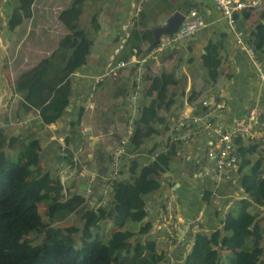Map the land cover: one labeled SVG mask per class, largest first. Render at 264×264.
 <instances>
[{"label":"crops","instance_id":"0c3cea01","mask_svg":"<svg viewBox=\"0 0 264 264\" xmlns=\"http://www.w3.org/2000/svg\"><path fill=\"white\" fill-rule=\"evenodd\" d=\"M46 1L45 3H49L51 0ZM71 1L58 0L56 6L50 5L52 6L49 7L50 10L42 12L41 21L32 32L34 36L37 33L46 34V31L49 32V37L53 33L57 36L58 32L54 26L60 29L62 25L57 18V13ZM1 4L2 0H0L2 10ZM261 5L262 3L256 7L246 8L248 14L245 18L239 17L236 20V28L243 32L253 27L260 20L258 13ZM186 7L194 8L197 13H200L204 18V25L191 37L180 41L159 55L145 58L141 63L137 102L141 100L146 103L154 93L140 95L150 82V79L146 80L144 75L153 77L163 72L172 74L176 80L175 83L167 85V95L171 99L170 105L167 109L162 107L158 109V115L164 116V121L155 122L154 126L158 133L150 138L142 139L135 150L130 151V146L127 144L126 153L119 161V172L121 171L119 176L127 177L129 175L126 171L128 158H136L140 166L150 161L156 152L166 149L165 138L169 137L178 142L168 169L161 174L160 187L145 196L146 215L143 220L150 219L151 226L142 237L152 238L155 241L156 250L164 254L163 259L157 264H181L192 242L194 232L197 230L208 232L219 228L224 212L229 208L235 211L233 207L235 201L246 196L238 184V177L239 172L249 169V164L238 169L240 162V156H238V163L234 168L227 172L215 171L213 133L210 129L202 128L199 123L193 124L190 121V117L198 113L201 106L206 105L207 108H211L215 121L227 130L232 129L236 120L244 118L249 108L253 106L257 108L258 116L253 120L252 135L243 140L248 143L259 141L256 151L248 153V158L250 162L254 158L261 161V176H264V134L259 135L264 131V89L256 76V66L245 51L237 46L234 31L228 27L212 1L82 0L78 23L90 33L91 44L85 62L69 74V102L64 112L54 122L42 127L37 124L29 126L35 137H39L41 141L40 156L42 166L45 168L52 164L60 148H72V153L80 167L76 169L66 164L60 165L58 172L63 185L62 190L63 193H78L84 201L81 206H77L56 221V224L77 228L80 225V208L84 204L89 207L94 206L100 195L104 178L109 171L107 160L111 149L117 144L119 138L124 136L127 141L132 122L138 114L137 112L129 120L127 95L131 92L135 74V63L130 60L133 56L140 58L150 42L141 40L138 43L123 45V41L130 30L137 32L153 30L173 11L182 12ZM2 12L5 19L0 24V33L5 31L8 35L23 20L14 28L7 29L5 21L8 14H5L3 10ZM30 16L31 13L25 19ZM53 17H56V20ZM94 23L96 26L93 28ZM63 26L64 31L61 36L67 32ZM59 38L50 49L38 48L36 58L30 65L48 54L56 46ZM46 40V38H38L37 41L44 43ZM7 46V42L2 45L4 49H7ZM207 50L215 52L208 51L217 60L214 65L215 77L207 74L202 62ZM257 56L264 66V46L260 55L257 54ZM110 60H124L126 63L115 76L97 78ZM24 65L20 71L30 66ZM9 75L7 82H11L14 77L11 73ZM3 77L5 78L4 75L2 79ZM7 82L4 87L0 84V109H3L5 116L1 118L0 127L7 136H10L22 133L23 128L16 129L14 121L30 112L18 108L19 96L12 92ZM190 94L192 96L189 98ZM14 97L17 98L15 103L10 104ZM202 100H206L207 103L204 105L201 103ZM79 108L82 110L80 120L73 125ZM178 119L181 123L175 127ZM85 130H88V133ZM75 134L77 135L74 139H71V135ZM154 143H156L154 150L149 152L148 149ZM81 183H85L84 187L80 186ZM252 210L258 216L264 215V203L253 204ZM195 215L198 216V226L191 227L187 221ZM158 218L175 222L173 234L176 238L182 239L176 248L168 249L163 229L156 226ZM262 225L264 227V222ZM110 227V220L105 219L104 233ZM77 232L78 230H74L72 233ZM260 244L261 258L264 260V232ZM170 252L172 254L169 255Z\"/></svg>","mask_w":264,"mask_h":264},{"label":"trees","instance_id":"16d2710c","mask_svg":"<svg viewBox=\"0 0 264 264\" xmlns=\"http://www.w3.org/2000/svg\"><path fill=\"white\" fill-rule=\"evenodd\" d=\"M32 1L16 0L5 21L7 29L14 28L30 15ZM81 1L72 0L58 11L57 18L67 32L60 36L56 46L10 82L12 92L19 96L18 108L35 110L34 125L42 127L54 122L64 112L70 97L69 74L86 60L91 39L90 33L78 23ZM261 6L260 20L247 29L246 36L258 55L264 46V1ZM247 14L248 10L242 9L235 13V18H245ZM95 26L94 23L92 27ZM141 40L151 42L152 29L130 30L123 45ZM208 51L212 50H207L202 62L207 74L215 77L217 60ZM144 78L150 82L140 95L154 93L146 103L138 102V114L125 143L130 151L135 150L142 139L158 133L154 124L164 121L158 109L168 108L171 99L167 85L176 82L172 74L163 72L153 77L144 75ZM205 109L206 105L201 106L200 111ZM81 114L79 108L73 125L78 123ZM76 135H71V139ZM233 142L240 156L238 169L249 164V169L239 172L238 177L246 196L235 201V211L229 208L224 212L219 228L194 232L181 264H264L260 244L264 215L258 216L252 210L253 204L264 203V176H261V161L254 158L250 162L248 158V153L256 151L259 141L244 142L236 135ZM177 143L165 138L166 149L156 152L150 161L140 166L136 158H128L129 175L120 177L118 169V176L111 180L107 199L91 207L84 204L77 228L62 227L56 221L84 201L78 193L62 190L60 161L71 168L80 167L72 148H60L52 164L45 168L40 156L41 141L30 127L10 136L0 127V264H157L164 254L156 250L152 238L142 237L151 226L150 219L143 220L145 196L160 187L161 174L168 169ZM155 144L149 152L154 150ZM105 219L111 222L106 233ZM74 230L78 232L73 234ZM36 232L41 233V238L32 243L30 234Z\"/></svg>","mask_w":264,"mask_h":264},{"label":"built area","instance_id":"2783aa9c","mask_svg":"<svg viewBox=\"0 0 264 264\" xmlns=\"http://www.w3.org/2000/svg\"><path fill=\"white\" fill-rule=\"evenodd\" d=\"M212 3L219 9L221 16L224 18L228 27L234 31V40L237 46L245 51L250 57L254 65L256 66V76L260 81L264 89V66L262 65L252 43L247 40V31H240L236 28L235 13L240 12L242 9L249 7H256L262 3V0H211ZM204 25V18L200 13H197L194 8H188L182 11V17L177 27L171 33L160 34L157 41L148 47L144 54L138 57H132L130 61L135 63L133 76V82L131 85V92L127 95V107L129 109V120H131L138 112V84L140 81L141 63L145 58L152 57L161 54L166 49L173 47L180 41L191 37ZM126 61L124 60H110L108 61L102 71L97 75V78H104L106 76H115L119 69L124 66ZM204 105L206 100H202ZM35 111V110H34ZM258 116V110L256 107H251L247 111L244 118L235 121L231 130L225 129L219 122L215 121L213 117V110L207 108L199 111L198 113L190 117V121L193 124L199 123L202 128L210 129L213 133V166L216 172H227L229 169L234 168L238 163V155L235 151V145L233 138L236 135L241 136L243 139L252 135L253 120ZM37 116L26 115L23 118L14 121L17 127H28L32 122H36ZM181 120H177L175 127L178 126ZM264 131L259 135H263ZM126 138L122 137L117 140V144L111 149L107 164L108 174L104 178L103 186L100 190V195L96 200L97 202H104L107 199V192L111 184V180L118 176L119 161L125 150ZM61 163H59V166ZM191 227L198 226V216L191 217L188 221ZM175 222L166 219L158 218L156 220V226L161 227L164 231L165 243L168 249L176 248L182 239L175 237L173 234Z\"/></svg>","mask_w":264,"mask_h":264},{"label":"rangeland","instance_id":"374dc122","mask_svg":"<svg viewBox=\"0 0 264 264\" xmlns=\"http://www.w3.org/2000/svg\"><path fill=\"white\" fill-rule=\"evenodd\" d=\"M16 0H2V10L5 12V14H8V9L11 10V7L13 3H15ZM42 2V3H40ZM46 0H33L30 4V18L23 19V21L14 28L12 32H10L7 35V32L2 31L0 33V84L2 86H6L7 80L9 81L10 73L12 76H16L18 72H20V69L24 66L30 65L32 62H34V58H36V50L38 48L40 49H50L54 46L56 43L57 38H59L64 31V28H62L63 24L60 26V29L55 25V30L57 29V36L53 35L49 37L48 33L46 31V34H40L37 33L35 36L32 33L39 21H41L42 12L50 10L49 7H52L50 5H55L58 2V0H51L49 3ZM45 5V7H43ZM0 9V24L5 19L3 16V12ZM8 12V13H7ZM54 20H56V17H53ZM60 21V20H59ZM64 27V26H63ZM1 29V25H0ZM42 30V29H40ZM38 38H46L47 40L44 43H41L38 40ZM4 42L8 43L7 49H4L2 45ZM9 71V73H8ZM5 76V78L2 76ZM13 77V78H14ZM7 84L10 85V82H7ZM6 92V90H5ZM6 95V93H4ZM5 99V97H3ZM17 98L14 97L11 104L15 103V100ZM3 109H0V123L1 118L5 117L4 113L2 112ZM30 112V115H36L35 111H28ZM16 129L24 128V127H17L14 125ZM25 129V128H24ZM124 137V136H123ZM15 158V155L12 157ZM41 212L44 211L42 208H40ZM32 243H36L41 238V233L36 232L32 235Z\"/></svg>","mask_w":264,"mask_h":264},{"label":"water","instance_id":"95a60500","mask_svg":"<svg viewBox=\"0 0 264 264\" xmlns=\"http://www.w3.org/2000/svg\"><path fill=\"white\" fill-rule=\"evenodd\" d=\"M181 17H182V12L180 10H175L165 19L163 23H161L158 26H155L152 30V40L149 43V47L157 41L158 36L160 34L171 33L177 27L179 21L181 20ZM85 132L88 133V130H85ZM84 185L85 183L80 184L81 187H84ZM170 254H172V252H170L169 255Z\"/></svg>","mask_w":264,"mask_h":264},{"label":"clouds","instance_id":"9594fccd","mask_svg":"<svg viewBox=\"0 0 264 264\" xmlns=\"http://www.w3.org/2000/svg\"><path fill=\"white\" fill-rule=\"evenodd\" d=\"M11 102H12V101H11ZM10 104H11V103H10ZM32 124H34V122H32L31 125H32ZM31 125H30V126H31ZM28 127H29V126H28ZM24 128H27V127H24ZM60 163H61V161H60ZM58 168H60V166H58Z\"/></svg>","mask_w":264,"mask_h":264}]
</instances>
